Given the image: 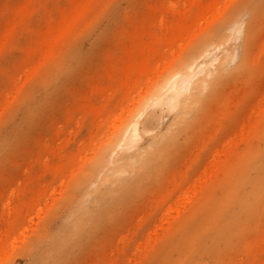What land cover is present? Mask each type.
<instances>
[{"label":"bare ground","instance_id":"6f19581e","mask_svg":"<svg viewBox=\"0 0 264 264\" xmlns=\"http://www.w3.org/2000/svg\"><path fill=\"white\" fill-rule=\"evenodd\" d=\"M263 32L264 0H0L1 178L79 181L61 248L83 206L96 264H264ZM31 191L0 196V253Z\"/></svg>","mask_w":264,"mask_h":264},{"label":"rangeland","instance_id":"374dc122","mask_svg":"<svg viewBox=\"0 0 264 264\" xmlns=\"http://www.w3.org/2000/svg\"><path fill=\"white\" fill-rule=\"evenodd\" d=\"M125 7L124 2L121 3ZM105 18L99 20L91 29L88 39L84 40L85 46H89L92 40L106 28ZM264 37V32H263ZM96 55V60H97ZM264 60L255 70L260 79H256L257 86H264ZM263 70V71H262ZM244 80L229 81L223 88L228 94V98L234 100L244 91ZM169 117L164 122L168 123ZM258 131L257 136L252 137L250 149L255 150L264 145V126ZM87 139V130L81 131L78 141L82 143ZM188 152V151H187ZM7 165H0V196L3 200L17 199L13 192L20 187H31V193L26 199L33 200L32 208L19 220L16 231L11 234V245L0 253V264H96V231L88 223L85 208L81 207L82 225L77 227V237L75 243L67 252L61 248L63 233L73 225L68 221L69 210L76 205L86 203L83 189H79V181L69 178L53 179L48 177L39 180H5L1 178L8 170ZM155 189L148 190V196L153 195ZM81 196V199L79 198ZM84 199V200H83ZM81 204V205H82ZM91 207V206H90ZM142 204L130 209L126 215L120 219V229L123 228L128 218L136 216ZM125 216V218H124ZM89 225V227H88ZM110 230L102 236L98 243L107 240L113 235Z\"/></svg>","mask_w":264,"mask_h":264}]
</instances>
